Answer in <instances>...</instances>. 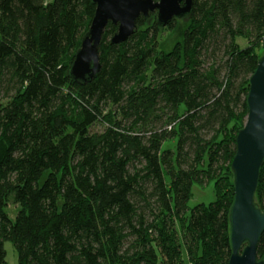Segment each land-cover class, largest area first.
Here are the masks:
<instances>
[{
    "label": "trees",
    "instance_id": "trees-1",
    "mask_svg": "<svg viewBox=\"0 0 264 264\" xmlns=\"http://www.w3.org/2000/svg\"><path fill=\"white\" fill-rule=\"evenodd\" d=\"M96 9L0 0V264L8 242L18 264H229L264 0H194L167 52L177 20L143 16L118 45L110 23L101 72L77 83L69 70ZM211 183L216 201L190 209L193 188ZM257 187L264 213V162ZM257 254L264 264V234Z\"/></svg>",
    "mask_w": 264,
    "mask_h": 264
},
{
    "label": "water",
    "instance_id": "water-1",
    "mask_svg": "<svg viewBox=\"0 0 264 264\" xmlns=\"http://www.w3.org/2000/svg\"><path fill=\"white\" fill-rule=\"evenodd\" d=\"M97 9L69 72L77 83H88L101 72L100 44L110 23L119 26L112 39L122 44L130 39L141 17L157 13L166 28L172 21L187 18L194 0H93ZM249 114L238 134L237 156L232 166L235 177V202L231 208L232 257L229 264H263L258 260L259 240L264 234V213L256 206V192L264 162V56L250 80Z\"/></svg>",
    "mask_w": 264,
    "mask_h": 264
},
{
    "label": "rangeland",
    "instance_id": "rangeland-1",
    "mask_svg": "<svg viewBox=\"0 0 264 264\" xmlns=\"http://www.w3.org/2000/svg\"><path fill=\"white\" fill-rule=\"evenodd\" d=\"M48 2H53V0H47ZM177 23H179V26L174 31L166 30L164 32L162 38H161V49L165 52L171 50L176 43H178V40H181L183 37V31L185 29V23L181 19H177ZM238 43L241 45L242 48H245L247 46L246 40H238ZM260 58L264 56V47L262 49H259L258 51ZM104 127L101 125L97 126L95 128L96 131H103ZM193 197L190 200L189 208L193 209L197 207V205L205 204L208 205L210 203L215 202L216 200V194H215V186L213 183H211L209 186L202 188L199 185H196L193 188ZM8 214L10 216V219L14 222L16 221V216L18 213L17 206L15 205L14 199L11 198L9 201V207L7 208ZM6 252L8 253L7 257V264H18V254L16 253L12 243L8 242L6 245Z\"/></svg>",
    "mask_w": 264,
    "mask_h": 264
}]
</instances>
